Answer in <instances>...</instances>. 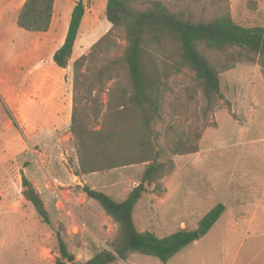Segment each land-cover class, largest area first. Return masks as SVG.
Instances as JSON below:
<instances>
[{"label": "rangeland", "instance_id": "1", "mask_svg": "<svg viewBox=\"0 0 264 264\" xmlns=\"http://www.w3.org/2000/svg\"><path fill=\"white\" fill-rule=\"evenodd\" d=\"M26 0H0V264H57L58 235L77 261L112 250L118 226L83 187L100 190L121 202L139 183L143 165L80 175L78 145L71 133L73 108L89 128L98 130L109 93L126 82L123 70L102 84L95 73L122 56V31L95 46L111 29L107 0H84L86 14L68 68L53 59L64 43L78 0H56L46 33L17 25ZM173 11L210 19L229 13L247 27H264V0H161ZM88 56L75 87L74 64ZM193 75H174L164 93L157 123L160 145L169 149L180 138L195 140V154L172 156L173 168L161 181L162 191L149 188L135 208L140 231L165 237L181 229L196 230L217 204L235 218V178L243 175L241 193L250 200L249 230L233 231L221 217L204 237L183 248L167 263L134 254L114 264H264V64L241 61L221 73L223 97L211 112L199 94L189 95ZM26 176L41 194L51 223L41 221L23 195ZM251 181V182H250ZM250 182V183H249ZM230 183V184H229ZM228 219V220H229Z\"/></svg>", "mask_w": 264, "mask_h": 264}, {"label": "trees", "instance_id": "2", "mask_svg": "<svg viewBox=\"0 0 264 264\" xmlns=\"http://www.w3.org/2000/svg\"><path fill=\"white\" fill-rule=\"evenodd\" d=\"M56 0H26L21 7L17 25L27 31L46 33L55 14ZM86 14L84 0L72 10L66 38L54 53V62L68 68ZM106 18L111 29L95 46L112 40L117 31L125 36L126 46L120 57L109 58L95 73L98 84L114 72L123 70L125 80L115 87L108 98L107 111L98 130L88 127L73 108L70 131L78 145L80 175L143 165L139 183L127 197L118 202L110 195L84 186L88 198L97 201L118 226V237L112 250L105 249L91 259L80 262L58 235L60 257L57 264H114L128 261L134 254L155 256L167 263L176 253L209 233L225 213L226 206L217 204L199 221L196 230L181 229L165 237L140 231L135 222V208L143 195L153 188L162 191L161 181L173 168L172 156L195 154V140L180 138L169 149L160 145L157 123L162 118L164 93L170 79L189 72L192 85L187 89L192 99L200 94L211 112L223 97L220 75L241 61L264 64V27L242 26L229 13L213 18H196L186 11H173L161 0H107ZM88 56L74 64L75 87L82 76ZM23 195L33 206L41 221L51 217L41 194L34 184L22 177ZM2 195L0 193V202Z\"/></svg>", "mask_w": 264, "mask_h": 264}, {"label": "crops", "instance_id": "3", "mask_svg": "<svg viewBox=\"0 0 264 264\" xmlns=\"http://www.w3.org/2000/svg\"><path fill=\"white\" fill-rule=\"evenodd\" d=\"M243 178H244L243 175L242 176L239 175V176H237L235 178V183H237L238 185H240L239 188L235 189V191H236V197H235L236 198L235 199V214H234L235 215V218L233 220H230L228 218V215L227 214L229 213L228 212L229 211V208H228L227 205H225L226 206V210H225V213L222 215V217H223L222 220H224V219L226 220V221H222V222H224V224L227 222V226L231 227V229L233 231L244 230V229H246L245 226L247 227L246 230H249L250 227L252 226L253 222H254L253 219L252 220H249L248 219L249 211L246 210L250 206V200H248L247 198H245L244 195L240 191V189L241 190L244 189L243 185L241 186V184L243 183ZM1 202H2V200H1ZM1 202H0V204H1ZM0 210H1V207H0ZM214 226H213V228H214Z\"/></svg>", "mask_w": 264, "mask_h": 264}, {"label": "water", "instance_id": "4", "mask_svg": "<svg viewBox=\"0 0 264 264\" xmlns=\"http://www.w3.org/2000/svg\"><path fill=\"white\" fill-rule=\"evenodd\" d=\"M196 235H197V238L199 239V238H200L199 234H198V233H196Z\"/></svg>", "mask_w": 264, "mask_h": 264}]
</instances>
